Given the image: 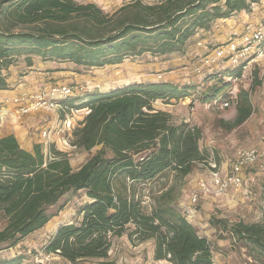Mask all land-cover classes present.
Returning <instances> with one entry per match:
<instances>
[{
	"label": "trees",
	"instance_id": "1",
	"mask_svg": "<svg viewBox=\"0 0 264 264\" xmlns=\"http://www.w3.org/2000/svg\"><path fill=\"white\" fill-rule=\"evenodd\" d=\"M261 0H166L160 5L136 1L105 14L96 4L75 0H0V91L11 89V68L24 58L71 63L100 69L146 54L184 53L199 30L233 15L252 11ZM245 65L229 77L239 79ZM256 85L260 86L261 82ZM231 83L207 88L200 97L210 104L229 98ZM194 86L172 83H132L109 92H88L60 105L69 113L87 114L72 134L71 146L91 152L79 169L54 144L24 149L15 136L0 139V251L16 248L45 228L57 215L52 210L84 191L76 223L58 228L44 248L67 263L109 258L113 240L127 235L132 244L154 243V260L169 264H214L212 245L176 206L177 187L152 197L150 209L138 187L172 173L189 177L207 162L201 150L202 131L188 123L173 122L155 103L180 102ZM233 122L219 120L231 132L253 115L250 94L240 90ZM64 118V115H62ZM60 206L57 211H61ZM229 231L247 250L253 264H264V224H232ZM24 256L0 260L22 264Z\"/></svg>",
	"mask_w": 264,
	"mask_h": 264
},
{
	"label": "rangeland",
	"instance_id": "2",
	"mask_svg": "<svg viewBox=\"0 0 264 264\" xmlns=\"http://www.w3.org/2000/svg\"><path fill=\"white\" fill-rule=\"evenodd\" d=\"M75 1L79 4H96L105 14L113 15L122 7L136 1L154 6L166 0ZM257 16L260 21L255 24L253 20L256 21ZM263 22L264 0H261L252 7L250 13H238L230 18V22L219 20L214 22L209 30H199L188 42L184 53L166 56L146 54L139 58L127 59L120 65L100 69L77 67L71 64L69 73L73 74L65 78V84L84 88L83 91L76 93L77 96L95 91L109 92L132 83H172L195 87L189 98L170 104L158 101L155 103V108L170 113L173 122L177 125L185 122L201 129L200 148L207 155V162L199 164L193 176L182 181L176 180L174 175L169 173L152 183L142 185L138 187V195L143 198L149 210L153 196L171 186H176L179 194L176 206L186 217H190L199 235L207 238L212 245L214 264H253L247 255V250L241 243L235 241L229 228L232 224L241 221L246 224H264V172L259 171L258 166L247 170L245 186L240 192L226 196L205 195V193L201 194L198 205L190 204L192 194L198 192L200 181L207 180L206 175L213 169L210 164L217 166L215 163L223 162L227 163L229 168L238 150L260 146L261 137L264 135V48L261 55H258L256 49L245 59L244 63L247 66L242 70L239 79L229 77L234 65L228 62V58L218 61L212 67L205 66V61L217 48H226L231 42L239 44L242 37ZM27 72L26 60L18 59L17 64L12 67L16 79L20 80ZM259 81L260 86L256 85ZM227 82L231 83L227 90L229 98L207 108L206 106L210 104L201 102V94L211 86H221ZM241 89L249 92L254 113L242 126L227 132L220 128L219 120L223 119L227 122L235 120L237 115L235 100ZM3 103L0 104V110L10 109L9 103L5 102L4 105ZM226 103L229 104L228 107L224 106ZM55 111L56 125L46 124L35 133L45 146L56 144L59 150L68 154L72 167L75 170L79 169L99 150L96 148L88 153L71 146L72 134L84 120L87 111H74L67 116L60 111L64 115V118L60 119L57 115L58 110ZM36 113L38 112H33ZM43 132H48L49 137L44 138ZM88 201L84 191L64 199L52 210L57 215L45 228L26 238L16 248L0 251V260L24 256L22 264H70L57 256L46 254L44 248L59 227L80 220L78 210ZM60 206H63V209L57 211ZM5 225L6 221L0 215V230ZM153 248V242L136 245L132 244L125 235L113 240L108 259L89 260L79 264H157L152 257Z\"/></svg>",
	"mask_w": 264,
	"mask_h": 264
},
{
	"label": "built area",
	"instance_id": "3",
	"mask_svg": "<svg viewBox=\"0 0 264 264\" xmlns=\"http://www.w3.org/2000/svg\"><path fill=\"white\" fill-rule=\"evenodd\" d=\"M239 44L235 42L229 43L224 48H217L213 53L206 58L205 66L212 67L218 61L228 58V62L234 67L245 65V59L249 57L256 49L258 55H261L264 48V22L255 30L245 35ZM247 65L244 66V68ZM83 87H75L68 84L52 85L47 89L39 92L35 96H24L14 98L11 102L13 108H2L0 110V122L8 118L20 119L33 112L40 110H58L61 108L60 102L77 96L79 91H83ZM218 101L207 105V108L218 105ZM228 107L229 104H224ZM44 138L49 137L48 132H43ZM213 167L208 173L207 180L200 181L198 185V192L191 196V206L198 205L201 194H211L215 196H226L231 193H238L243 190L245 186V173L247 170L258 166V170L264 172V135L261 137L260 146L258 148L240 149L236 152L231 166L224 172L221 168L210 164ZM234 193V194H235ZM190 217H187L189 219ZM159 264H169L166 261L159 262Z\"/></svg>",
	"mask_w": 264,
	"mask_h": 264
},
{
	"label": "crops",
	"instance_id": "4",
	"mask_svg": "<svg viewBox=\"0 0 264 264\" xmlns=\"http://www.w3.org/2000/svg\"><path fill=\"white\" fill-rule=\"evenodd\" d=\"M223 21L230 22V19H226ZM259 21L260 20L258 19V16L256 21L253 20L254 23L256 22L255 24L259 23ZM70 65L71 63L43 62L39 58H34L33 66L28 68V72L23 77H21L20 80L16 79V76L12 73L11 68L9 78L11 89L7 91H0V104L2 102H4L3 105L5 104V102L9 103V108L12 109L13 106L11 102L14 98L35 96L39 92L49 88L52 85L65 84V78H68L71 74H73L69 73V70L71 69ZM67 110L68 109H65L61 106V108H59L57 111L58 119L62 118V113L60 111L64 112L65 116H67L69 114ZM37 112L38 113L36 114L31 113L23 117V119L17 120L8 118L3 122H0V139L6 136L13 135L15 136L19 144L26 150L31 151L35 144H41L47 149L48 146H45L43 141L38 139V135L35 132L44 128L46 124L49 126H55L57 122V116L54 113H56V111L40 110ZM54 145L56 146V144ZM215 164L224 172L228 168L227 163L224 164L223 162H221ZM192 174L189 177H192ZM206 176H208V174ZM152 257L154 259V248ZM155 263L158 264L159 262L155 261Z\"/></svg>",
	"mask_w": 264,
	"mask_h": 264
}]
</instances>
